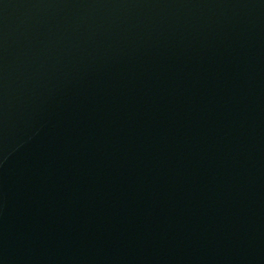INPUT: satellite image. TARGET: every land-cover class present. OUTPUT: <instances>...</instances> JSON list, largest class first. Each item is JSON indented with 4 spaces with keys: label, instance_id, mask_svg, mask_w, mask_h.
<instances>
[{
    "label": "water",
    "instance_id": "obj_1",
    "mask_svg": "<svg viewBox=\"0 0 264 264\" xmlns=\"http://www.w3.org/2000/svg\"><path fill=\"white\" fill-rule=\"evenodd\" d=\"M231 112H264V0H0V160Z\"/></svg>",
    "mask_w": 264,
    "mask_h": 264
}]
</instances>
